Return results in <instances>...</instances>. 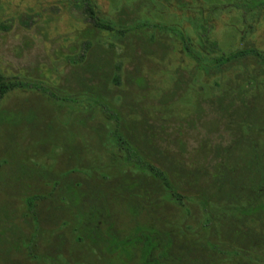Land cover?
<instances>
[{
  "label": "rangeland",
  "instance_id": "1",
  "mask_svg": "<svg viewBox=\"0 0 264 264\" xmlns=\"http://www.w3.org/2000/svg\"><path fill=\"white\" fill-rule=\"evenodd\" d=\"M93 1L123 34L99 30L67 0H0V74L40 86L0 101V264H121L84 237L92 212L116 236L139 222L202 235L156 181L115 161L110 131L169 170L183 193L211 190L203 169L235 126L216 102L235 70H198L179 31L222 52L264 50V22L243 39L241 0Z\"/></svg>",
  "mask_w": 264,
  "mask_h": 264
},
{
  "label": "trees",
  "instance_id": "2",
  "mask_svg": "<svg viewBox=\"0 0 264 264\" xmlns=\"http://www.w3.org/2000/svg\"><path fill=\"white\" fill-rule=\"evenodd\" d=\"M67 1L80 5L99 30L124 33V29H116L112 21L100 15L93 0ZM240 7L242 38L246 39L264 22V0H241ZM179 34L185 53L198 70L205 74L220 73L227 67L235 70L216 102L225 100L219 117H232L235 126L226 147L218 144L210 148L213 168L203 169V173L211 174V190L199 188L193 195L183 193L170 171L147 159L117 127L110 131V137L119 153L113 152L112 156L132 172L156 181L167 200L195 219L202 235L188 237L184 231L163 229L156 222H139L126 236H116L94 223L100 212L84 218L86 230H81L87 240L104 245L106 254L117 256L121 264H264V50L249 44L222 52L207 38L194 44L182 31ZM246 60H252L255 68L247 71ZM21 88L40 86L0 74V101ZM254 112L262 119L259 124L249 118ZM38 198L39 195L27 198L31 211ZM131 212L137 213L135 208ZM227 259L229 263H225Z\"/></svg>",
  "mask_w": 264,
  "mask_h": 264
}]
</instances>
